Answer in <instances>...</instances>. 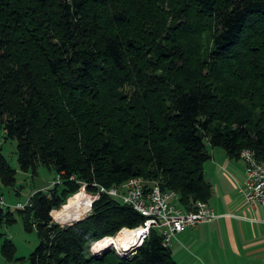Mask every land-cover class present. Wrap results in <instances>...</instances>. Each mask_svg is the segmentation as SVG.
I'll list each match as a JSON object with an SVG mask.
<instances>
[{"label": "trees", "instance_id": "obj_1", "mask_svg": "<svg viewBox=\"0 0 264 264\" xmlns=\"http://www.w3.org/2000/svg\"><path fill=\"white\" fill-rule=\"evenodd\" d=\"M0 124L22 172L59 180L14 210L39 235L31 264H177L157 228L126 257H94L93 243L145 221L104 193L70 226L51 212L82 185L132 178L191 212L212 196L209 147L264 161V0H0ZM0 181L15 182L2 155ZM15 252L5 239L8 264Z\"/></svg>", "mask_w": 264, "mask_h": 264}, {"label": "crops", "instance_id": "obj_2", "mask_svg": "<svg viewBox=\"0 0 264 264\" xmlns=\"http://www.w3.org/2000/svg\"><path fill=\"white\" fill-rule=\"evenodd\" d=\"M208 150L204 176L212 196L207 204L219 218L178 234L170 244L173 259L177 264H264V211L243 198L245 164L223 149ZM52 183H40L34 193Z\"/></svg>", "mask_w": 264, "mask_h": 264}, {"label": "built area", "instance_id": "obj_3", "mask_svg": "<svg viewBox=\"0 0 264 264\" xmlns=\"http://www.w3.org/2000/svg\"><path fill=\"white\" fill-rule=\"evenodd\" d=\"M240 159L245 164L244 182L241 189L243 198L251 207L259 205L264 211V161L258 160L251 150H243L240 154ZM85 188V185L81 186V193ZM102 193L113 199L120 200L122 204L131 207L145 219L144 223L139 227L142 230V234L138 238L137 244L133 247L134 250L143 244L152 228H157L161 231L164 245L169 246L176 236L184 230L196 228L201 224L209 223L219 218L208 204L204 202H197L193 206V211L184 212L176 204L178 195L175 192H163L157 185H154L151 189H146V183L141 178H132L122 185L110 189L100 187L99 193L92 194L95 196L90 194L89 197L85 196L89 200V212L93 203L100 198ZM0 206V208L7 210H24L27 207H31V201L29 198L25 203L6 206L4 199L0 198ZM88 211L86 214L89 213ZM133 248L131 252L134 251Z\"/></svg>", "mask_w": 264, "mask_h": 264}, {"label": "rangeland", "instance_id": "obj_4", "mask_svg": "<svg viewBox=\"0 0 264 264\" xmlns=\"http://www.w3.org/2000/svg\"><path fill=\"white\" fill-rule=\"evenodd\" d=\"M0 155H2L7 160L9 166L15 171V182L13 186H5L0 181V198L4 199L6 206L9 205L13 206L16 203H25L30 198L29 196L38 189L37 187H39L40 183L42 182L57 181V176L55 175V173L46 167H40L37 172V175H33L31 172H27V173L22 172L20 170L17 162L16 141L6 138L3 126L1 124H0ZM80 190L81 188L76 194L69 197L66 204L61 209L52 212L53 215H51V217L56 224L60 225L61 227L70 226L78 221L85 219L87 216L90 215L92 208L90 212L88 211V208L86 209V211L83 212L82 208L79 207L78 204L79 200L82 199L88 200L86 197H89L90 193L86 191V188L84 189V191H82L83 194L81 193ZM90 195L95 196L92 194ZM88 204H89V200H88ZM14 210L15 209H10L9 211L14 212L15 222L9 225H5L2 228V233L4 234V236H3V240L0 241V264H8L1 253V246L5 241V239L12 241L16 249V252L14 254V259L11 262V264H31L30 256L39 245V241H40L39 235L35 228L27 230L25 228L23 218L21 217L22 215L20 216ZM87 211L89 212L88 214H86ZM122 230H127V229H122ZM94 244L95 243H93V245ZM92 246H91V253L94 256H96L97 254L94 253L97 252L92 250ZM131 249L123 253L122 251H118L114 247H111L108 251L113 250L119 256L126 257L128 254L131 253ZM101 254L102 253L98 255L100 256Z\"/></svg>", "mask_w": 264, "mask_h": 264}, {"label": "bare ground", "instance_id": "obj_5", "mask_svg": "<svg viewBox=\"0 0 264 264\" xmlns=\"http://www.w3.org/2000/svg\"><path fill=\"white\" fill-rule=\"evenodd\" d=\"M78 204L79 207L82 208L83 212L86 211L89 205L88 200H83V199L79 200ZM141 234H142V230L139 228L133 231L122 230L121 232L118 233L116 237L107 238L98 243H95L92 246V250L97 252L94 254L98 255L103 251H106L111 247H114L118 251H122L123 253H125L126 251H129L132 247H134L137 244L138 238L140 237Z\"/></svg>", "mask_w": 264, "mask_h": 264}, {"label": "water", "instance_id": "obj_6", "mask_svg": "<svg viewBox=\"0 0 264 264\" xmlns=\"http://www.w3.org/2000/svg\"><path fill=\"white\" fill-rule=\"evenodd\" d=\"M109 250V249H108ZM108 250H106V251H103L102 253H104V252H107ZM93 255V254H92ZM94 256V255H93ZM94 257H99V255H96V256H94Z\"/></svg>", "mask_w": 264, "mask_h": 264}]
</instances>
